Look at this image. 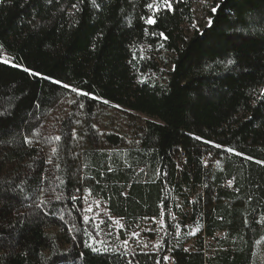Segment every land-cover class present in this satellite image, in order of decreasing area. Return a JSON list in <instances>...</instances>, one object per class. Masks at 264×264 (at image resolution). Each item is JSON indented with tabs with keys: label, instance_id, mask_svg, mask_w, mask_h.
I'll return each instance as SVG.
<instances>
[{
	"label": "trees",
	"instance_id": "trees-1",
	"mask_svg": "<svg viewBox=\"0 0 264 264\" xmlns=\"http://www.w3.org/2000/svg\"><path fill=\"white\" fill-rule=\"evenodd\" d=\"M192 1L0 0V264H254L264 0H213L187 39ZM86 191L129 229L162 214L159 249L92 247Z\"/></svg>",
	"mask_w": 264,
	"mask_h": 264
},
{
	"label": "rangeland",
	"instance_id": "rangeland-1",
	"mask_svg": "<svg viewBox=\"0 0 264 264\" xmlns=\"http://www.w3.org/2000/svg\"><path fill=\"white\" fill-rule=\"evenodd\" d=\"M213 0H193L191 2V22L183 24V31L187 39L193 32L202 30L210 24L209 12H213ZM154 50L152 57L159 63L162 71L170 68L168 59L170 53L161 52L162 59L158 57ZM112 115H106L100 124V128L108 131L114 121ZM113 151V150H110ZM84 206L86 218L93 224L97 236L89 239V244L96 250L110 247L112 251L124 253H136L139 251H157L162 243V239L167 231V222L161 216L156 219H143L138 226L129 229L123 225L120 218L113 217L109 213L106 202L96 199L86 191L84 196ZM172 217L173 214H172ZM179 231V230H178ZM198 233V227L188 230V238ZM189 247V243L185 244ZM254 264H264V238L256 245Z\"/></svg>",
	"mask_w": 264,
	"mask_h": 264
},
{
	"label": "snow or ice",
	"instance_id": "snow-or-ice-1",
	"mask_svg": "<svg viewBox=\"0 0 264 264\" xmlns=\"http://www.w3.org/2000/svg\"><path fill=\"white\" fill-rule=\"evenodd\" d=\"M172 4L173 0H152L151 3L146 4V7L152 11L153 17L164 10L172 11ZM73 7H76V5H73ZM216 9H213V12H215ZM148 23H155V20L152 17H149L147 20ZM163 35V34H161ZM75 91V90H74ZM264 95V93H262ZM59 139V137H57Z\"/></svg>",
	"mask_w": 264,
	"mask_h": 264
},
{
	"label": "built area",
	"instance_id": "built-area-1",
	"mask_svg": "<svg viewBox=\"0 0 264 264\" xmlns=\"http://www.w3.org/2000/svg\"><path fill=\"white\" fill-rule=\"evenodd\" d=\"M165 264H176L174 259H170L168 262H166Z\"/></svg>",
	"mask_w": 264,
	"mask_h": 264
}]
</instances>
